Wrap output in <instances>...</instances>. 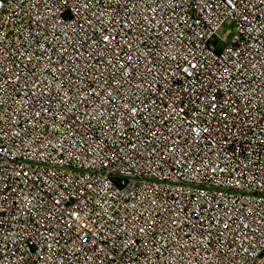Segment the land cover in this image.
Segmentation results:
<instances>
[{
  "label": "built area",
  "instance_id": "1",
  "mask_svg": "<svg viewBox=\"0 0 264 264\" xmlns=\"http://www.w3.org/2000/svg\"><path fill=\"white\" fill-rule=\"evenodd\" d=\"M0 264H264V0H0Z\"/></svg>",
  "mask_w": 264,
  "mask_h": 264
},
{
  "label": "rangeland",
  "instance_id": "2",
  "mask_svg": "<svg viewBox=\"0 0 264 264\" xmlns=\"http://www.w3.org/2000/svg\"><path fill=\"white\" fill-rule=\"evenodd\" d=\"M230 27H231V25L228 23V24H226V25L223 27L222 31H225L227 28H230Z\"/></svg>",
  "mask_w": 264,
  "mask_h": 264
},
{
  "label": "snow or ice",
  "instance_id": "3",
  "mask_svg": "<svg viewBox=\"0 0 264 264\" xmlns=\"http://www.w3.org/2000/svg\"><path fill=\"white\" fill-rule=\"evenodd\" d=\"M105 39H107V37Z\"/></svg>",
  "mask_w": 264,
  "mask_h": 264
}]
</instances>
